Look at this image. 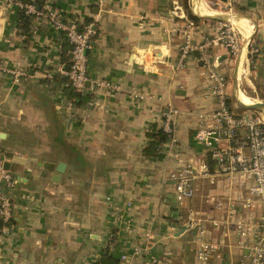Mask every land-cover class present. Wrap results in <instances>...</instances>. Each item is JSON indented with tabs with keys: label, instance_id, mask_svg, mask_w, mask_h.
<instances>
[{
	"label": "crops",
	"instance_id": "0c3cea01",
	"mask_svg": "<svg viewBox=\"0 0 264 264\" xmlns=\"http://www.w3.org/2000/svg\"><path fill=\"white\" fill-rule=\"evenodd\" d=\"M174 2L182 6L184 0L55 2L65 16L93 21L87 75L119 87L86 88L75 104L64 93V81L44 75L65 62V53L68 59L69 44L44 20L37 19L27 33L16 28L17 7L0 0V67L24 71L14 81L0 68V155L17 179L10 193L12 216L0 230V264H92L103 252L119 264H193L200 227L216 243L208 264H248L232 223L248 211L241 201L231 199L235 210L225 227L210 223L225 216V206L215 202L224 201L225 192L244 194L246 180L238 178L228 188L214 172L215 159L193 137L197 114L214 108L215 101L204 94L197 52L176 65L181 32L168 30L172 24L166 20ZM201 3L216 17L189 12L197 16L195 40L225 17L204 0H190L193 11ZM235 13L241 52L231 56L219 44L210 52L218 54L230 108L264 107V0H238ZM248 40L260 50L251 58ZM243 99L257 106L246 108ZM173 108L178 113L171 137L158 141L153 154L144 152L149 134ZM14 155L66 165L53 180L52 171L30 159L13 161ZM187 161L196 171L205 164L207 174L193 179L190 197L171 202L173 181L167 175ZM120 254L126 255L122 262Z\"/></svg>",
	"mask_w": 264,
	"mask_h": 264
},
{
	"label": "built area",
	"instance_id": "2783aa9c",
	"mask_svg": "<svg viewBox=\"0 0 264 264\" xmlns=\"http://www.w3.org/2000/svg\"><path fill=\"white\" fill-rule=\"evenodd\" d=\"M57 0H42L40 7L32 0L20 2L13 0L14 5L23 10L31 24L36 20H44L60 37L69 44V57L66 62H60L54 68L46 70V78H53L54 74L65 79L75 91L82 92L86 88L95 89L98 86H106L114 91L119 90L118 85L105 80H92L87 75V50L91 46V38L94 34L93 21H83L75 14L65 16L56 6ZM86 1V0H85ZM89 1V0H88ZM99 3L101 0H92ZM225 9V17L216 19L209 34H201L195 40V21L190 16L188 9L174 2L169 9L166 20L172 24L168 30L181 32V43L178 48L176 65L181 66L184 58L190 52H197L201 61L199 73L205 76L204 94L214 98V108L205 112H199L198 124L193 137L196 142L204 146L215 159V174L221 175L226 180L228 188L238 178L246 180L245 192L229 195L225 192L226 199L218 200L215 206L224 205L225 216L222 220L211 218L210 223L223 227L231 221L236 205L231 199H238L248 210L238 214L232 223L234 225L237 242L240 250H245L248 256V264H264V107L253 109H240L234 111L230 108L226 99V79L224 73L219 70L218 54L210 52V47L221 45L232 56L239 54L242 47V32L237 24L229 18L235 15L233 10L238 0H221ZM190 4V2H189ZM180 22V23H178ZM249 41V40H248ZM247 41V44L249 43ZM248 46V45H246ZM258 48L248 47V53H253ZM264 58V54L262 55ZM2 71L11 74L14 81L24 73L22 69L14 67H0ZM133 96L142 97V94L132 92ZM178 113L176 108L164 113L160 128L167 137L173 132V115ZM173 139V138H172ZM206 175L205 164H200L198 170L190 162H183L174 168L167 178L173 181V196L175 200H181L192 195V181L197 175ZM17 183L13 174L3 166L0 161V222L1 231L12 216L10 191ZM223 192V191H222ZM258 200L260 209L255 212V200ZM185 226L193 227L189 218ZM204 228H197L193 243V264H208L212 254L216 250V243L205 236ZM125 254L119 255L122 262Z\"/></svg>",
	"mask_w": 264,
	"mask_h": 264
},
{
	"label": "trees",
	"instance_id": "16d2710c",
	"mask_svg": "<svg viewBox=\"0 0 264 264\" xmlns=\"http://www.w3.org/2000/svg\"><path fill=\"white\" fill-rule=\"evenodd\" d=\"M20 2H27L30 0H18ZM34 4L38 7H40L42 0H32ZM184 7L186 9L187 6L184 4ZM193 19H196L197 16L191 15ZM15 26L18 29H21L24 33H27L31 29V20L30 18L23 13V10L20 8H16V20H15ZM65 42V41H64ZM65 62H67L66 53L64 56ZM52 80H62L65 82V79L61 76H58L57 74L53 75ZM66 84V82H65ZM67 87H64V93L65 95L73 100L75 104H78L80 102V92L75 91L69 84H66ZM150 140L146 146H144L143 150L144 152L148 154H153L154 150L156 148V144L158 141L165 139L166 134L161 130V128H156L149 134ZM10 193H14V189L10 191ZM92 264H119L117 262V259L115 256H113L110 253L103 252L100 254L99 258L95 260Z\"/></svg>",
	"mask_w": 264,
	"mask_h": 264
},
{
	"label": "water",
	"instance_id": "95a60500",
	"mask_svg": "<svg viewBox=\"0 0 264 264\" xmlns=\"http://www.w3.org/2000/svg\"><path fill=\"white\" fill-rule=\"evenodd\" d=\"M200 16H205L206 18H210V17L215 18L216 17V15H212V14H204V15H200ZM263 104H264V102H263ZM254 106H257V104L244 105V107H246V108H251ZM26 159L33 160L41 168L52 171L53 172V176H52L53 180H58L60 173L64 170V167L66 165L64 161L54 162V161L42 159V158H39L36 156L21 157V156L14 155L12 158L13 161H17V162H24ZM0 161L2 162L3 166L8 169L9 161L4 160L2 155H0ZM174 201H175L174 197L171 196V202H174Z\"/></svg>",
	"mask_w": 264,
	"mask_h": 264
},
{
	"label": "rangeland",
	"instance_id": "374dc122",
	"mask_svg": "<svg viewBox=\"0 0 264 264\" xmlns=\"http://www.w3.org/2000/svg\"><path fill=\"white\" fill-rule=\"evenodd\" d=\"M187 2H190V0H184V3H183V5L185 4L186 6L188 5L187 4ZM204 2L209 6V7H217L218 9H219V13L220 14H226L224 11H225V9L226 8H224L223 7V5L222 4H219L220 2H219V0H204ZM182 5V6H183ZM220 5V6H219ZM234 5H236V4H234ZM187 8H188V10H189V12L190 13H194L195 11H193V9H192V7H191V5L189 4V7L187 6ZM233 12H235V8H234V10H233ZM195 14H196V12H195ZM233 14H237V13H233ZM242 37H243V34H242ZM246 39V38H245ZM249 43L247 44L248 46H252V47H254V46H256L257 48H258V46H257V43L256 42H254V41H248ZM244 43V39H243V41H242V44ZM258 51L260 52V50H259V48L256 50V51H254L253 53H248V55H250V58L251 57H253L256 53H258ZM260 55V54H259ZM262 55V54H261ZM232 56V55H231ZM234 57H236V56H234ZM262 57V56H261ZM263 58V57H262ZM257 88H258V85H257ZM257 92H258V94H259V92L261 93L262 91L258 88V90H256ZM185 199H183L182 201H184Z\"/></svg>",
	"mask_w": 264,
	"mask_h": 264
},
{
	"label": "bare ground",
	"instance_id": "6f19581e",
	"mask_svg": "<svg viewBox=\"0 0 264 264\" xmlns=\"http://www.w3.org/2000/svg\"><path fill=\"white\" fill-rule=\"evenodd\" d=\"M194 4V3H193ZM194 11L196 12V13H198V14H208V13H210L209 12V10L207 9V7L206 6H204V4L202 5V3L198 6V7H195V5H194ZM229 18L231 19V20H236V19H234V15H231V16H229ZM242 49V48H241ZM240 52H241V50H240ZM239 52V53H240ZM245 102H243L244 104H253V103H251L250 101H249V99H243ZM257 102V101H256Z\"/></svg>",
	"mask_w": 264,
	"mask_h": 264
}]
</instances>
